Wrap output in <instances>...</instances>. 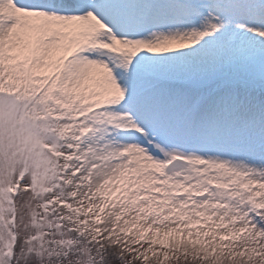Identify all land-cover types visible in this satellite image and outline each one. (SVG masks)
<instances>
[{
	"label": "snow or ice",
	"instance_id": "6c2138e0",
	"mask_svg": "<svg viewBox=\"0 0 264 264\" xmlns=\"http://www.w3.org/2000/svg\"><path fill=\"white\" fill-rule=\"evenodd\" d=\"M0 264H264V0H0Z\"/></svg>",
	"mask_w": 264,
	"mask_h": 264
}]
</instances>
